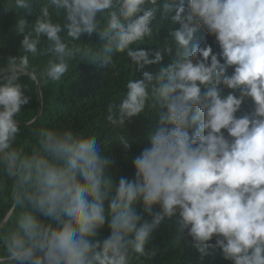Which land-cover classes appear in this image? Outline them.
<instances>
[{"label": "clouds", "instance_id": "1", "mask_svg": "<svg viewBox=\"0 0 264 264\" xmlns=\"http://www.w3.org/2000/svg\"><path fill=\"white\" fill-rule=\"evenodd\" d=\"M0 3L24 12L13 26L19 54L0 62V264H146L166 219L202 259L219 249L230 264H264V0ZM201 29L218 53L192 43ZM93 34L102 47L81 41ZM81 62L97 63L114 89L101 131L40 125L22 138L33 95L63 85ZM142 113L157 126L134 177L117 181L101 134L127 152L125 123Z\"/></svg>", "mask_w": 264, "mask_h": 264}, {"label": "trees", "instance_id": "2", "mask_svg": "<svg viewBox=\"0 0 264 264\" xmlns=\"http://www.w3.org/2000/svg\"><path fill=\"white\" fill-rule=\"evenodd\" d=\"M178 2V0H177ZM187 3V2H185ZM33 7L39 9V5L33 4ZM23 10L10 9L0 3V40L3 45L0 46V62H6L9 55L19 54V42L22 39L13 31V26L18 15H23ZM34 17L27 16L31 21ZM169 25L165 23L157 33V39L160 45H163L168 38ZM207 40L213 48L214 53L219 52V47L214 37L201 29L194 35L193 44H203ZM84 44L93 47H102V42L93 34L91 37L84 35L81 37ZM154 49L156 44L146 45ZM171 62V58L164 57L163 63L166 65ZM126 67V65H125ZM145 70L154 71L153 66H148ZM70 71H72L70 69ZM136 78L141 77L140 72L135 73ZM126 91L125 88H121ZM42 91L43 110L40 117L34 123H28L29 119L36 118L40 109L39 91L33 95L32 100L24 108L22 121H20L21 137L27 139L33 128L40 125H55L56 127H71L80 131L81 134H90L93 130L101 131L98 122L102 120L104 105L107 102L109 94L114 91L112 83L104 78V69L97 63L81 62L78 64L67 81L57 87L44 88ZM119 94V87L115 89ZM226 93L231 90H225ZM238 94V93H237ZM253 104L251 100L245 101L242 110L237 116L244 112L251 111ZM158 123L156 114H140L137 117L126 121L124 132H126L131 148L125 152L122 146L112 139L109 130L105 129L100 138L102 151L112 154L114 164L112 171L118 181L120 176L132 179L135 175V169L132 161L141 151L149 146L148 135L154 131ZM157 210L158 209H154ZM137 211H142V205H137ZM109 232L107 227L101 230L100 239L106 238ZM153 239L149 247H156L157 254L146 261V264H230L222 258L219 249H210L209 255L201 258L198 251L192 246L190 238L186 233H181L167 219L163 221L159 228L154 230Z\"/></svg>", "mask_w": 264, "mask_h": 264}, {"label": "water", "instance_id": "3", "mask_svg": "<svg viewBox=\"0 0 264 264\" xmlns=\"http://www.w3.org/2000/svg\"><path fill=\"white\" fill-rule=\"evenodd\" d=\"M39 95H40V109H39V112H38V115L37 117L35 118V121L40 117V115L42 114V110H43V101H42V91L39 90Z\"/></svg>", "mask_w": 264, "mask_h": 264}]
</instances>
